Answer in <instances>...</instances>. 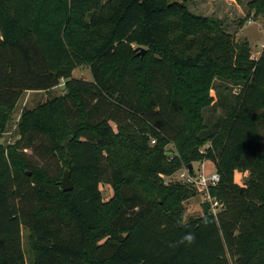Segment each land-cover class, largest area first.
Instances as JSON below:
<instances>
[{
  "label": "trees",
  "instance_id": "trees-1",
  "mask_svg": "<svg viewBox=\"0 0 264 264\" xmlns=\"http://www.w3.org/2000/svg\"><path fill=\"white\" fill-rule=\"evenodd\" d=\"M190 1L0 0V264H26L23 229L33 264H264V48L253 59ZM249 11L264 18V0ZM82 66L91 81L73 77ZM62 82L63 95L23 109L5 146L23 92ZM217 82L231 99L214 107ZM222 106L210 124L204 112ZM204 162L221 209L185 220L198 190L166 178Z\"/></svg>",
  "mask_w": 264,
  "mask_h": 264
},
{
  "label": "rangeland",
  "instance_id": "rangeland-1",
  "mask_svg": "<svg viewBox=\"0 0 264 264\" xmlns=\"http://www.w3.org/2000/svg\"><path fill=\"white\" fill-rule=\"evenodd\" d=\"M252 1L253 0H191L190 2H188L187 7L195 15L213 17L222 21L226 31L235 36L236 40L240 41L247 39L252 48L253 59H258L261 56L264 48V18L262 16L255 17L254 13H250L249 4ZM73 77L75 79H81L84 81L92 80L91 73L85 66L77 68L73 73ZM215 88L216 89L212 91V95L215 98L214 107H216L217 104L221 103L222 95L227 97V99H231V97H228L229 94L223 92V89L221 88V85L218 84V82L216 83ZM229 88H231L232 90V95L235 96L237 93H239L238 87L233 88L232 86H229ZM64 93V82H62L61 85L49 92H23L13 114L12 120L7 127L6 132L2 136L1 142L5 146H8L14 144L18 140L19 137L17 134V125L23 109H33L39 104L44 103L49 99H53L55 97L63 95ZM223 107L224 106H222L221 108L219 107V109L212 108L209 112H206L207 110L204 112V116L206 113V117H208V121L210 124H213L216 120L222 118V116L224 115ZM112 126L114 127V129H116L115 125L112 124ZM167 150L169 153H171V151H173V146H168ZM27 155L28 157H30L31 161L34 164H37L40 167H45L54 173L57 171L58 162L53 157L47 159L43 155H37L33 152V150H28ZM193 169L195 171H197L198 169L199 172L204 170L206 176H209L211 175V173L216 172L215 166L211 162L196 163L193 165ZM183 171L184 170H181L171 178H166V182L176 183L177 181H179V175L183 173ZM247 177V173L237 172L235 180L238 184L243 185ZM196 189L198 190V195L185 204V220L202 216L203 206L208 203L212 204L213 211L219 212V210L221 209L220 206H215L213 200L209 198L206 191L201 190L200 188ZM101 191L103 193V197L106 200L111 198L113 195L111 187L106 184L101 185ZM22 232L26 264H33V259L28 251L26 242V236L28 232L25 229H23Z\"/></svg>",
  "mask_w": 264,
  "mask_h": 264
},
{
  "label": "built area",
  "instance_id": "built-area-1",
  "mask_svg": "<svg viewBox=\"0 0 264 264\" xmlns=\"http://www.w3.org/2000/svg\"><path fill=\"white\" fill-rule=\"evenodd\" d=\"M155 142L153 141V144ZM194 170V169H193ZM179 181L188 185H192L195 188H200L201 190L206 191V193L209 196V189L211 187H214L218 184V182L220 181V177L218 175L217 172H213L211 173V175L206 176L205 171H201L199 172V170L197 169V171L194 170V175L191 174L189 169H185L183 171V173H181L179 175ZM210 198V196H209ZM215 204V206H218L217 202H213ZM213 211V210H212ZM218 212L213 211V214L216 215Z\"/></svg>",
  "mask_w": 264,
  "mask_h": 264
},
{
  "label": "water",
  "instance_id": "water-1",
  "mask_svg": "<svg viewBox=\"0 0 264 264\" xmlns=\"http://www.w3.org/2000/svg\"><path fill=\"white\" fill-rule=\"evenodd\" d=\"M138 50L140 51L139 55H141V56H143L146 53V50L142 47L138 48ZM189 170L192 171L193 166H190ZM61 186H62V189L64 192H71L74 190V184L71 180V172L69 169H66L64 172V176H63V179L61 181Z\"/></svg>",
  "mask_w": 264,
  "mask_h": 264
},
{
  "label": "clouds",
  "instance_id": "clouds-1",
  "mask_svg": "<svg viewBox=\"0 0 264 264\" xmlns=\"http://www.w3.org/2000/svg\"><path fill=\"white\" fill-rule=\"evenodd\" d=\"M184 239H185L186 241H188L189 243H191V242L194 240V236L191 235V234H188V235H186V236L184 237Z\"/></svg>",
  "mask_w": 264,
  "mask_h": 264
}]
</instances>
